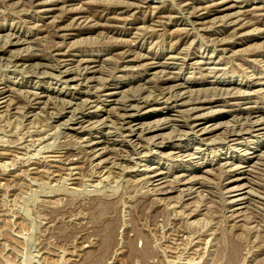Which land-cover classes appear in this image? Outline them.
<instances>
[{"label": "rangeland", "instance_id": "374dc122", "mask_svg": "<svg viewBox=\"0 0 264 264\" xmlns=\"http://www.w3.org/2000/svg\"><path fill=\"white\" fill-rule=\"evenodd\" d=\"M0 93V264H264V0H0Z\"/></svg>", "mask_w": 264, "mask_h": 264}, {"label": "bare ground", "instance_id": "6f19581e", "mask_svg": "<svg viewBox=\"0 0 264 264\" xmlns=\"http://www.w3.org/2000/svg\"><path fill=\"white\" fill-rule=\"evenodd\" d=\"M179 11V10H178ZM68 73V72H67ZM0 95H3L2 93H0ZM125 105V104H124ZM124 111H126V109H124ZM76 117V116H75ZM168 121L169 120H166L163 124L161 123H159L158 122V124L157 125H155V129H153V130H155V131H157V130H159V129H163V128H166V126H167V124H168ZM264 124V119H261V120H257L256 122H254V123H252L251 121L248 123V126H250V128H252L253 130H254V127L255 126H257V125H263ZM152 128V127H151ZM149 129V132H151L152 131V129ZM146 130V129H145ZM256 131H258V130H256ZM253 132H255V130L253 131ZM44 148V147H43ZM39 154V153H38ZM246 155H248L247 153L244 155V156H246ZM255 155V154H254ZM261 159V158H260ZM264 159V158H263ZM259 160V159H258ZM207 165V164H206ZM212 165V164H211ZM152 169V168H151ZM150 169V170H151ZM238 170L239 169H243V167H239L238 166V168H237ZM187 171V170H186ZM249 172V171H248ZM246 173V172H245ZM158 175H160V174H157V175H154V176H150V177H148L149 178V181L147 182L148 184H150V186H154V185H159V184H155V183H157V182H160V179H158L159 178V176ZM221 176V175H220ZM91 177V176H90ZM103 179V178H102ZM94 180V179H93ZM193 181H195V180H193ZM235 181V180H234ZM237 181V180H236ZM153 189V188H152ZM189 189V188H188ZM176 190V187H174V188H172L171 187V189L169 190V192L167 191L165 194H158V195H166V194H168V193H172L173 191H175ZM192 190V189H191ZM190 190V191H191ZM241 190V188L239 189H237V188H232L231 190H230V193L231 192H238V191H240ZM152 191V190H151ZM188 192V193H195V191L194 192ZM156 191H154L153 190V192H149V191H147L146 193H147V195H149V196H152V195H154V194H156L155 193ZM162 193H164L163 191H161ZM189 195V194H188ZM217 196V195H216ZM232 197V196H231ZM244 201H246V198H241V199H236V200H234V201H230L228 204H233V205H241V204H243L244 203ZM198 209V208H197ZM238 209H241V208H238ZM238 209H236V210H238ZM197 212V211H196ZM199 213V212H198ZM236 217V216H235ZM255 222V221H254ZM253 222V223H254Z\"/></svg>", "mask_w": 264, "mask_h": 264}]
</instances>
